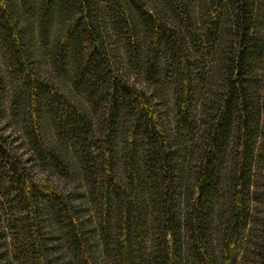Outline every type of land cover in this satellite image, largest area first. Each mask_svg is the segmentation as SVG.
<instances>
[{
    "label": "trees",
    "instance_id": "trees-1",
    "mask_svg": "<svg viewBox=\"0 0 264 264\" xmlns=\"http://www.w3.org/2000/svg\"><path fill=\"white\" fill-rule=\"evenodd\" d=\"M0 264H264V0H0Z\"/></svg>",
    "mask_w": 264,
    "mask_h": 264
}]
</instances>
